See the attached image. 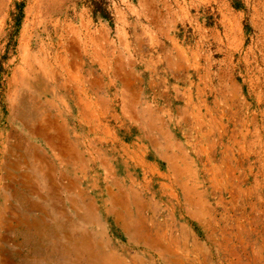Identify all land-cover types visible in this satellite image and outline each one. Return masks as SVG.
Returning <instances> with one entry per match:
<instances>
[{"label": "rangeland", "instance_id": "rangeland-1", "mask_svg": "<svg viewBox=\"0 0 264 264\" xmlns=\"http://www.w3.org/2000/svg\"><path fill=\"white\" fill-rule=\"evenodd\" d=\"M146 5H155V13ZM143 25L154 31L152 37L141 36L146 42L144 52H160L154 46L159 40L172 55L183 52L185 68L176 71L188 72L176 78L185 79L186 84L191 81L192 99L198 104L201 99L210 105L217 102L225 115L224 133L235 126L227 124L226 117H234L242 132L256 137L257 144L250 147L264 154V0H0V196L7 197L5 201L0 197V207L5 206L10 221L19 215L22 202L31 199L46 208V220H69L71 226L77 224L78 213H88V196L97 197L99 224L79 220L78 227L123 264H264V189L256 195L248 191L239 195L231 186L216 190L209 181H200L190 193L194 200L190 206L180 188L163 196L158 184L147 177L135 186L143 201L139 210L130 197L133 182L125 181L129 199L125 220L119 222L105 213L102 195L93 193L99 189L91 188L90 181L101 185L99 176H92L94 151L101 149L114 157L116 144L99 138L84 141L72 134L73 120L67 114L71 109L60 104L70 96L61 87L86 83L92 72L119 84L112 71H141L136 56L128 52L134 54L130 47L137 50L134 32L141 34ZM164 32L167 39L160 36ZM121 52L128 58L121 60ZM105 53L110 60L103 58ZM160 65L164 71L165 65ZM47 99L59 102V108L47 107ZM118 99L114 97L113 102ZM112 113L128 115L119 106L103 111V117L97 118L102 123L92 124L96 136L102 137L106 128V139H112L121 127L118 132L126 131L129 138L133 125H117ZM57 117L63 126L68 119L67 133L53 123ZM29 126L34 133H28ZM85 131L87 126L80 128L83 137H87ZM130 132H135L133 127ZM64 133L68 143L79 142L84 160L79 172L71 158L63 155L64 149L67 152ZM249 167H240V177ZM262 177L256 172L257 179ZM18 192L24 193V199ZM239 196L244 200L238 202ZM190 209L196 216L203 215L193 218ZM29 214L41 215L36 209ZM8 237L13 250L27 253L19 245L21 235L15 231ZM135 237L137 242L132 240Z\"/></svg>", "mask_w": 264, "mask_h": 264}, {"label": "crops", "instance_id": "crops-1", "mask_svg": "<svg viewBox=\"0 0 264 264\" xmlns=\"http://www.w3.org/2000/svg\"><path fill=\"white\" fill-rule=\"evenodd\" d=\"M146 6L145 8H151L155 13V5ZM152 32L154 31L149 28L145 29L144 25L141 34L135 31L137 50L130 47L134 54L131 51L128 52V55L136 56L135 59L141 65V71H112V74L119 77V84L109 83L104 78V74L102 78L98 75L94 76L92 72L88 83L72 84V86L63 84L61 87L63 93L70 96V99L60 100V104L63 108L71 109L67 114L73 120L72 134L76 138L82 137L84 141L90 142V140L95 141L99 138L105 140V144L110 140L116 144V146L113 145L114 157L108 156L107 152L99 149L97 154V151H94L95 154L90 161L94 165L92 176L95 178L98 175L101 185L97 186L95 180L94 183L90 181L89 185L91 188L99 189L98 192L94 191L93 193L102 195L99 199H102L105 213L115 221L125 220L123 212L129 199L125 191V187H127L125 181L133 182L132 186H129L130 197L135 202L137 209L141 210L143 201L139 198L135 186L141 179L144 180L147 177L158 184L157 190L161 191L160 195L168 196L172 189L180 188L185 195V203L190 206L194 202L190 193L195 192L193 189H196L200 181L204 184L209 181V185L216 190L224 186H231L232 189H236V193L239 195V192L247 191L254 195L259 194V191L264 189V177L257 179L256 172H261L264 176V154L261 153L263 150L252 148L257 144L256 137L242 132L239 120L234 117H226V123L235 126L229 129V133H224L225 115L223 109L217 102L210 105L203 103L201 99L199 104L196 103L191 95V81L188 80V84H186V80L183 79L188 71H176L185 68L183 62L186 58L183 52L177 51L175 55H172L171 50L163 48L164 44L161 40L159 43L154 42V46L157 45V48L161 49L160 52H157V49L153 50V54L148 50V53L144 52L146 42L141 36L149 34V37H152ZM163 35L167 39L166 32L160 33V36ZM147 43L151 45L149 40ZM175 43L177 42L175 41ZM121 44L123 45L124 42L121 41ZM176 48L180 50V48ZM123 49L121 46L122 52ZM122 52L121 60L127 56V53ZM155 53L157 54L155 55ZM93 55L91 49L89 51L90 58ZM103 58L110 60L106 53ZM160 64L165 65L164 71L159 69ZM175 65H177L176 69L173 67ZM89 72L90 70H88ZM179 75L183 78L177 79L176 77ZM139 80L141 84L136 83ZM203 87H199V89ZM45 90L47 93L48 90ZM114 97L119 98L118 103L113 102ZM46 105L51 108H59V102L52 99H47ZM113 106L123 108L128 114L125 116L122 113L118 117L117 114L112 113L111 118L117 125L126 123L133 125L131 127L135 132H130L131 127H129V138L125 135L126 131L118 132L121 127L115 129L112 139H106V128H103L102 137L96 136L95 127L92 124L102 123L97 118L103 117L102 112ZM48 116L53 118L50 113ZM56 120H53V123H56L57 127L61 126L62 132L64 128L67 133L68 119L63 120L64 126L62 122V124L60 123L59 117ZM85 126H87V131H85L87 137H83L80 132V128L85 129ZM193 133L194 135H192ZM90 134L92 135L90 136ZM63 139L65 140L63 144H66L64 146L67 149V152L65 149L63 150V155L71 158L73 169L77 168L79 172V164L84 162L79 151V142L76 140V142L68 143L65 133ZM100 144L101 147L105 145L103 142ZM241 144L253 146L250 147L251 150L249 148L241 149ZM258 144L263 145V143ZM68 151L72 152L71 156ZM244 164H248V167L253 165L252 168H248L252 176L248 172L240 177V167ZM256 165L257 169L255 170ZM75 166L76 168H74ZM261 193L264 194L263 191ZM0 197L4 201L7 199L6 195ZM96 198L88 196L89 211L82 215L77 214V224L72 223L71 226H68L67 221L69 220H59L55 217L50 222L45 219L47 224L52 226L53 220L61 221L62 226L59 228L46 227L45 223L40 222V219H44L43 211L46 208L40 206L36 201L30 199L27 202H22L21 208L17 209L19 215L17 214L10 221L6 218V209L2 205L0 207V254L3 257L0 264H59L57 261L47 259V251L50 249L59 252L58 248L68 249L73 253L67 258L65 264L76 260L77 263L78 256L74 255V251L86 248V246H90L89 248L93 251L101 250L108 253L109 251L104 249L103 243L92 241L91 235L81 233L78 227L79 220H85L89 224H99L98 220L101 218L96 215L94 207ZM235 198L233 196V200ZM240 199L244 200L239 196L238 202ZM32 206L34 208H31ZM201 208L203 209L202 204ZM35 209L39 210L41 215L29 214ZM189 213L193 218H200L203 215L202 213L196 216L197 213L192 212L191 209ZM33 220L39 221V227L28 228L26 222L30 223ZM73 221L71 219V222ZM122 226L125 227V223H122ZM15 231L22 236L19 245L27 248L26 254L17 249L13 250L8 243V235ZM96 234L100 233H93V235ZM132 240L137 242V239ZM15 258H19L17 262ZM62 263L60 262V264Z\"/></svg>", "mask_w": 264, "mask_h": 264}, {"label": "bare ground", "instance_id": "bare-ground-1", "mask_svg": "<svg viewBox=\"0 0 264 264\" xmlns=\"http://www.w3.org/2000/svg\"><path fill=\"white\" fill-rule=\"evenodd\" d=\"M21 110V109H20ZM16 115V114H15ZM17 116V115H16ZM17 117H19V116H17ZM15 120H16V118H14ZM22 123V122H21ZM24 126V125H23ZM27 126V125H26ZM26 128V127H25ZM27 129H29V130H31V131H28V133L29 132H32V133H34L35 131H33V129H32V127L31 126H29V127H27ZM38 135H41L40 134V132H39V134ZM43 136V135H42ZM45 141V140H44ZM51 142H52V140H51ZM51 142H49V143H51ZM10 145V144H9ZM49 145V144H48ZM51 145H52V143H51ZM35 148V147H34ZM34 150V149H33ZM37 153V152H36ZM49 166V165H48ZM36 169V168H35ZM40 171H41V169H40ZM44 173V172H43ZM42 174V173H41ZM45 175H47V173L45 174ZM48 177V179H49V181L47 182V184H48V186H49V188L50 187H52L53 186V183H52V178H51V176H47ZM26 187V186H25ZM20 192V191H19ZM18 192V193H19ZM23 195H24V193L22 192V193H19V194H17V196L19 197V198H23ZM27 195V194H26ZM50 196V195H49ZM50 198H51V196H50ZM24 199V198H23ZM26 199V198H25ZM42 199V198H41ZM44 199V198H43ZM27 200V199H26ZM29 200V199H28ZM31 208H34V206H32ZM43 213H46V211H43ZM48 216V215H47ZM44 217V219H40V222H42V223H45V226L46 227H53L54 226V228H59V227H61L62 226V224H60V225H58V224H56L57 222H54V224H53V226L52 225H49V224H47V221L45 220L46 218H45V216H43ZM55 221V220H54ZM39 221H37V220H33L32 222H30V223H28V222H26V224H27V227L28 228H36V227H39V223H38ZM135 235V234H134ZM137 236V235H136ZM145 236V235H144ZM139 237V236H138ZM2 239V238H1ZM135 239H136V237H135ZM144 239H145V237H144ZM143 241V240H142ZM155 241V240H154ZM155 243H156V241H155ZM154 243V244H155ZM153 244V243H152ZM149 246H151V245H149ZM154 246V245H153ZM90 247V246H89ZM88 246H86V248H83V249H79V250H76V251H74V255L75 256H78L77 257V259H78V262L76 263V261H74V262H69V264H123V263H121L118 259H115V258H113L109 253H107V252H104V251H101V250H96V251H93V250H91L90 248H89ZM151 248V247H150ZM155 248V247H154ZM153 249V248H152ZM50 250V249H49ZM47 251V259L49 260V259H52V260H54V261H57V262H59V264H60V262H63L64 264H65V262H66V260H67V258H69L70 257V255L71 254H73L71 251H68V249H66V250H64V249H60V248H58V250H60L59 252H55V251ZM166 250V249H165ZM18 252V251H17ZM157 252H158V250H157ZM166 253V252H165ZM169 253V252H168ZM20 254V253H19ZM159 254H161L160 252H159ZM18 255V254H17ZM46 255V254H45ZM172 255V254H171ZM19 256V255H18ZM174 256V255H173ZM22 257V256H21ZM34 259V258H33ZM43 259H44V257H43ZM71 259V258H70ZM29 261V260H28ZM35 261V260H34ZM42 261V260H41ZM165 261V260H164ZM45 262V261H44ZM166 262V261H165ZM172 262V261H171ZM32 263V262H31ZM43 263V262H42ZM48 263H49V261H48ZM50 263H51V261H50ZM52 263H54V262H52ZM62 263V264H63ZM67 263V262H66Z\"/></svg>", "mask_w": 264, "mask_h": 264}]
</instances>
